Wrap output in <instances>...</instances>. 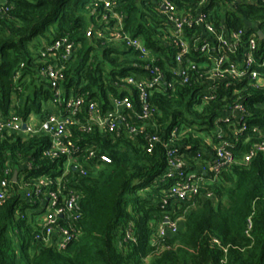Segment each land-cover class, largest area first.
<instances>
[{
	"label": "trees",
	"instance_id": "1",
	"mask_svg": "<svg viewBox=\"0 0 264 264\" xmlns=\"http://www.w3.org/2000/svg\"><path fill=\"white\" fill-rule=\"evenodd\" d=\"M110 1L109 12L99 0H1L2 119L15 115L26 122L33 115L40 123L51 115L48 105L63 109L65 101L74 98L95 104L99 119L116 112L115 99L126 97L131 109L118 111L123 122H113L110 130L88 120L83 108L69 129L78 149L74 158L78 156L86 174H74L80 212L63 247L40 237L44 229L37 210L46 193L39 199L30 193L42 178L55 184L65 159L43 156L50 144L44 133H1L0 181L8 179V186L0 204V264H264V153L256 150L264 144V85L244 78L228 88L216 83L214 99L198 101L207 76V69L201 68L205 61H194L196 68L185 83L172 73L178 50L165 41L168 24L159 8L161 0ZM170 1L184 16L195 15L200 2ZM199 10L207 13L205 22L217 33L244 30L254 35L256 59L264 57V40L256 36H264V0H205ZM98 31L105 35L97 37ZM116 31L139 39L148 57L112 37ZM56 43L60 46L54 51ZM67 44L73 51L64 59ZM147 65L158 68L162 81L146 90L149 116L139 119L140 94L126 80L150 77ZM53 66L62 69L59 100L39 76ZM236 104L243 105L244 118L256 132L241 135L233 119L223 121ZM126 125L134 129L131 134ZM152 138L157 142L149 148ZM222 140L228 144L224 149L231 163L217 174H200V183L190 181L195 192L179 201L173 192L178 173L163 179L168 154L182 160V174L190 173L206 167ZM90 147L106 154L110 163L89 170L91 161L85 164L82 157ZM249 153L250 160L244 162ZM8 169L18 171L20 178L13 182L5 175ZM165 219L176 222L175 233L159 235ZM59 222L61 227L66 224L65 217Z\"/></svg>",
	"mask_w": 264,
	"mask_h": 264
},
{
	"label": "built area",
	"instance_id": "2",
	"mask_svg": "<svg viewBox=\"0 0 264 264\" xmlns=\"http://www.w3.org/2000/svg\"><path fill=\"white\" fill-rule=\"evenodd\" d=\"M204 1L200 0L195 10V15L192 16L181 15L170 0L160 1L159 8L168 24V37H165V41L178 50V53L174 57V68L171 69L172 73L183 78V83H185L188 72L196 68L194 61L198 59L204 60L205 63L202 64L201 68L207 69V76L203 78L201 88H199V94L196 96V99L202 103H208L214 99L216 83H222L225 88H228L244 78L249 83L264 85V57L258 60L256 59L257 42L255 36L249 33L247 34L244 30L225 32L224 35L217 33L211 25L205 22L207 13L199 10ZM99 2L103 5L105 11L110 12L113 5L110 0H99ZM105 17L106 15H103L104 19ZM115 19L119 26L121 22L120 18L116 16ZM196 28L200 29L198 37ZM190 34H192L191 41H189ZM91 35L89 30L88 37ZM104 35L100 31L97 32V37H103ZM111 36L115 39L121 38L126 48L136 50L142 56L148 57L149 52L139 39L129 38L125 34L117 31L113 32ZM59 46L60 44L56 43L52 49L55 51ZM72 49L70 44L65 45L62 58L66 59L69 57L73 51ZM154 59L152 57L150 62L153 63ZM145 69L150 72V77L142 79L141 76L137 75L136 77H128L126 80L127 83L135 85L139 91L140 100L143 104L142 112L138 116L139 119H147L149 116L147 107L144 104L146 90L160 86L162 81V73L157 67L147 65ZM39 76L50 85V88L55 92L56 100H59V85L63 81L62 69L54 66L47 67L41 70ZM162 85L165 86V83L162 82ZM113 104L116 112L106 114L104 119H99L97 116L98 110L95 104H85L81 98L68 99L65 101L63 109H59L58 113L49 115L45 121L37 124H32L31 118L26 122H22L15 115H10L7 119H0V135L3 132L23 134L25 136H36L44 133L49 137L50 144L43 152V156L56 160L65 159L63 172L61 176L55 179V184L53 180L42 178L35 184L33 192L30 193L36 199H39V196H44L46 193L45 197L40 199V205L37 210L41 213L44 229L40 237H43L42 239H45L44 242L46 243L53 241L58 247L66 245L71 239V225L77 220L80 212L78 207L80 195L79 191L75 188L77 187V181L74 174L84 176L86 171L83 169V163L76 161L75 158L78 156L74 158L78 149L74 141L70 138L69 129L74 123H77L75 118L84 108L87 111L88 120L91 122L95 121L94 123H98L100 128L107 126L108 129L112 130L114 128L113 122L116 121L117 124L123 122L118 111L131 109V104L126 97L113 100ZM58 105L60 106V104ZM244 115L245 110L243 105L236 104L225 114L223 121L230 123L233 119L232 124L236 125L238 134L242 135L246 131L256 132L257 128L248 125ZM23 125H25L24 130L22 129ZM125 127L129 134L134 131L128 125ZM81 130L88 132L89 128L85 129V126H82ZM175 132L176 129L172 131L171 137L175 136ZM156 142L157 138L150 139L149 148H151V144ZM227 145L226 141L222 140L219 148L216 149L214 158L205 168H200L197 171L185 174L180 172V169L183 167L182 160L176 156L171 157L170 153L168 154V166L163 179L174 178L175 174L178 173L180 180L175 182L174 186L176 190L173 189V192L179 201H183L188 193L195 192L194 186L190 181L200 183L202 181L200 174L205 175L206 171L217 174L231 163L232 156L224 149ZM85 150L87 152L82 157V161L85 164L91 161L90 166H87L89 170L97 169V164L110 163V158L106 154H98L92 147ZM256 150L264 153V144L256 146ZM251 156L252 153H249L244 158V162H248ZM9 174L13 181L11 171L8 169L5 171V175L9 176ZM67 175H70V177L66 178ZM53 185L56 187V190L51 191L50 188ZM7 186L8 179L4 178V180L0 181V204L7 198ZM27 191L26 189L23 190L25 192V198L29 197ZM60 194H64V197L61 198ZM64 217L66 224H63L61 227L59 226V221L64 219ZM176 230V222L165 219L159 226L158 232L159 235H165L168 232L175 233ZM35 239H39V236H36Z\"/></svg>",
	"mask_w": 264,
	"mask_h": 264
},
{
	"label": "crops",
	"instance_id": "3",
	"mask_svg": "<svg viewBox=\"0 0 264 264\" xmlns=\"http://www.w3.org/2000/svg\"><path fill=\"white\" fill-rule=\"evenodd\" d=\"M49 109V112H51V114H56L58 113V110L55 106H51V105H48L47 107ZM60 112V111H59ZM0 119H2L1 117V114H0ZM32 119V118H31ZM35 123L37 124V122L35 121ZM11 171V170H10ZM17 173V176H16V179L20 178V175H19V172L18 171H11V175L13 176L14 173ZM53 240H56V239H53Z\"/></svg>",
	"mask_w": 264,
	"mask_h": 264
},
{
	"label": "water",
	"instance_id": "4",
	"mask_svg": "<svg viewBox=\"0 0 264 264\" xmlns=\"http://www.w3.org/2000/svg\"><path fill=\"white\" fill-rule=\"evenodd\" d=\"M256 36H257V38H258L259 40H264V36H263V34H262L261 32H257V33H256ZM22 129H23V130L25 129V125L22 126ZM16 176H17V173L15 172V173L13 174V181H16Z\"/></svg>",
	"mask_w": 264,
	"mask_h": 264
},
{
	"label": "rangeland",
	"instance_id": "5",
	"mask_svg": "<svg viewBox=\"0 0 264 264\" xmlns=\"http://www.w3.org/2000/svg\"><path fill=\"white\" fill-rule=\"evenodd\" d=\"M32 118V124L35 123V121L37 120L33 115L31 116ZM169 233V232H168Z\"/></svg>",
	"mask_w": 264,
	"mask_h": 264
}]
</instances>
